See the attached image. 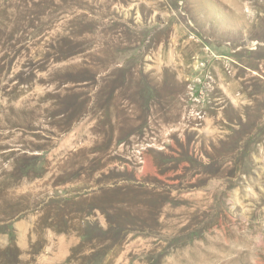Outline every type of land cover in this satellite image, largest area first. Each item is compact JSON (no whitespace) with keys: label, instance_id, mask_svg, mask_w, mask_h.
<instances>
[{"label":"rangeland","instance_id":"374dc122","mask_svg":"<svg viewBox=\"0 0 264 264\" xmlns=\"http://www.w3.org/2000/svg\"><path fill=\"white\" fill-rule=\"evenodd\" d=\"M0 264H264V0H0Z\"/></svg>","mask_w":264,"mask_h":264}]
</instances>
